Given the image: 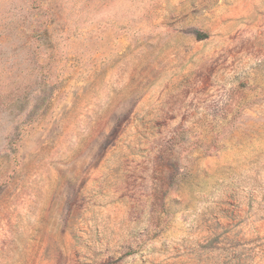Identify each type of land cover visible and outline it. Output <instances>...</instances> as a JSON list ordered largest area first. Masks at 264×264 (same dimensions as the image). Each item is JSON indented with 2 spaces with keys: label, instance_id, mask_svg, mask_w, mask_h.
<instances>
[{
  "label": "rangeland",
  "instance_id": "rangeland-1",
  "mask_svg": "<svg viewBox=\"0 0 264 264\" xmlns=\"http://www.w3.org/2000/svg\"><path fill=\"white\" fill-rule=\"evenodd\" d=\"M0 264H264V0H0Z\"/></svg>",
  "mask_w": 264,
  "mask_h": 264
}]
</instances>
